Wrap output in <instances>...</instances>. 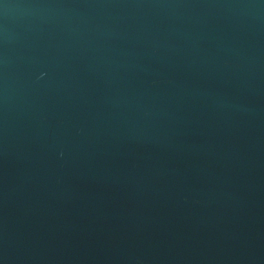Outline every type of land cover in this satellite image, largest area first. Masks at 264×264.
Wrapping results in <instances>:
<instances>
[{
  "label": "water",
  "instance_id": "obj_1",
  "mask_svg": "<svg viewBox=\"0 0 264 264\" xmlns=\"http://www.w3.org/2000/svg\"><path fill=\"white\" fill-rule=\"evenodd\" d=\"M0 264H264V0H0Z\"/></svg>",
  "mask_w": 264,
  "mask_h": 264
}]
</instances>
